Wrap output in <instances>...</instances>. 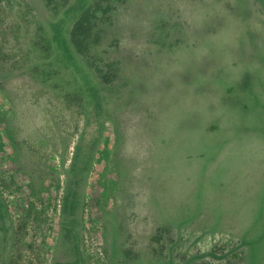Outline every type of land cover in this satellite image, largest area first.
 <instances>
[{
  "label": "rangeland",
  "instance_id": "1",
  "mask_svg": "<svg viewBox=\"0 0 264 264\" xmlns=\"http://www.w3.org/2000/svg\"><path fill=\"white\" fill-rule=\"evenodd\" d=\"M215 33L231 59L264 61V0H0V62L32 73L9 85L16 96L0 92V264L75 262L79 187L83 264H264V65L191 82L207 68L188 62L191 45ZM97 119L106 126L83 179L74 160ZM215 123L244 125L246 140L210 160L192 141ZM213 181L215 209L196 196L211 199ZM174 216L187 226L158 240Z\"/></svg>",
  "mask_w": 264,
  "mask_h": 264
},
{
  "label": "crops",
  "instance_id": "2",
  "mask_svg": "<svg viewBox=\"0 0 264 264\" xmlns=\"http://www.w3.org/2000/svg\"><path fill=\"white\" fill-rule=\"evenodd\" d=\"M239 19V17H237ZM251 31V30H250ZM219 34L215 33L213 35H211L207 41H206V46L205 48H201L200 49H196L194 48L193 44L191 45L192 47V53L190 54L191 56L188 57V62H193L196 60H199L200 58H202V60L199 62V65H202V67H207L206 69H203L202 67L199 66V68H202V70H198L197 71H193L192 79H190L191 82L197 81V83H200L201 81L205 82V79H203L205 77V73H207V69H211V68H230L232 69V67H236L238 64H240L242 61H245L246 63H249L250 66L255 64L254 66H257L256 64H258V66H263L264 65V61H260V63H257V61L254 59H246V54H243L241 56V58H236L235 59H231L232 57L230 56V54H226V53H230L232 52V48H231V40L229 39H223L220 40L219 39ZM221 47H223V50H221ZM223 55H225V57H223ZM252 60L255 62L253 63ZM187 66L189 65H181V68H187ZM27 74V75H26ZM31 72L29 71H23V70H17L14 68H5L3 67L2 63L0 62V92L6 97V98H10L13 96H16V93H12L11 88H9V85L12 83H17L21 86L23 85V81L21 80L22 77L24 76H31ZM185 74L186 71H185ZM196 87V86H195ZM200 88L197 87V90H199ZM196 93V92H195ZM196 96V95H195ZM198 96V94H197ZM105 126L106 123L104 122V120L101 119H97V120H93L90 121L87 128L85 129L86 132L85 134L87 135L88 133L91 134H95L98 137L101 136L105 130ZM197 125H193V127H195ZM244 126V125H242ZM241 125H237V124H226V123H215L214 125H198L197 128L199 132L201 133H205L207 132V135H205L204 137L202 136L201 138H203V141H200V137L198 138V136L195 135V138L197 137V139L192 141L193 144V148H196V153L197 155H203V156H208L210 160H212V158L216 155L217 151L221 148H225V147H234L235 145H237L239 142H241L242 140H246V138L241 135V132L245 131V128L242 127ZM258 130V128H255ZM187 129L184 128H178L175 131V134L173 136V140H171L169 145H160L159 146V150L161 151V149L167 148L166 146H172L174 143H176V139L179 137H182L183 133H185ZM251 131H257V130H252V128L250 129ZM180 135V136H179ZM206 142V144H205ZM180 143V142H177ZM184 145V144H183ZM197 145V146H196ZM207 146V151H205V147ZM180 151H181V157L184 159V146L180 145ZM154 162H156V157L154 158ZM160 163H162L159 160ZM228 175V174H227ZM118 178L117 180H119V175L117 174ZM226 176V175H225ZM222 180V179H221ZM219 180V181H221ZM224 180H231V178L229 176H226V178H224ZM216 181V180H214ZM213 181V191L211 194H209V197L211 199H207L204 201H200V198H205V195H196L199 198V203L203 202V206L206 207L207 203L208 205H212L213 204V208L215 209V206L217 203H215L216 199H215V182ZM220 184V182H218ZM225 184V182H224ZM226 185H229L228 183H226ZM225 185V186H226ZM167 191V190H166ZM153 197H158V194L155 192H152L151 195L149 196V199L151 201H155L153 200ZM161 198L163 200L168 199L169 195L168 193L164 192L161 194ZM148 199V200H149ZM200 206V205H199ZM199 208V207H198ZM212 208V209H213ZM159 212H165L167 210H171L170 208H168L167 206H159L158 209ZM200 210V209H199ZM205 210V209H204ZM198 211V210H197ZM194 212V210L192 211ZM200 212V211H198ZM167 215V214H165ZM194 217V216H193ZM167 218V216H166ZM192 218V217H191ZM185 220V219H184ZM192 221H195L196 219L193 218L191 219ZM165 226H172L173 228H175V230L179 231L181 228L187 226L185 225V221L181 220V222L178 220L177 217L174 216V218H171L169 221H167L166 224L164 225H160L159 227H165ZM81 245V243H80ZM71 250L76 251L77 255H81V258L83 259V255L81 252V249H78L75 245L73 247H71ZM77 261V258L75 259V262ZM73 262V263H75ZM81 262V261H80ZM71 263V264H73Z\"/></svg>",
  "mask_w": 264,
  "mask_h": 264
},
{
  "label": "trees",
  "instance_id": "3",
  "mask_svg": "<svg viewBox=\"0 0 264 264\" xmlns=\"http://www.w3.org/2000/svg\"><path fill=\"white\" fill-rule=\"evenodd\" d=\"M86 9L85 11H82L78 18L75 20L74 24H73V27L72 29L70 30L69 32V41L71 42L72 40V37L75 35V32L76 30H79L81 33V35H83L85 32L82 30V28L84 30H86L84 26V18L85 16L87 15L86 14ZM61 36L63 37V39H65V35H63V31L61 33ZM95 121V120H94ZM86 130L83 132V134L81 135V140H80V144L78 145V151H80L77 155V157H75V160H74V165L77 163L78 166H82L83 167V171H82V177L83 179H85L86 177V173L88 172L91 164H90V159L88 157H86L84 154L85 152L89 151V149L95 147L97 148L98 146V143L100 141V136L98 137L97 135L95 134H91V133H88L87 132V135L85 134ZM81 153V154H80ZM97 156V154H96ZM95 156V157H96ZM73 168V167H72ZM114 173H117L119 175V180H117V182H119V184L121 183V180H122V175L121 173L119 172V169L115 170ZM117 184V183H116ZM80 185V183H79ZM78 193L75 194V198L72 199L71 201V209L69 211V215H71L70 217H68V221L71 223L70 226H68L67 228L69 229L70 232H72L75 236V242H74V245L80 249L81 245H80V238H79V235L77 233H74V230L75 229V214L76 212H78L80 206H81V202L79 201V198L78 196L80 197L82 194V190H81V187L78 188ZM111 200H113L114 202V198H109L108 201L110 202ZM116 202V201H115ZM72 227V228H71ZM171 229H175L173 228L172 226H165V227H162V229L159 231V234L157 236L158 240L159 238H163L165 239V236L167 233V231L171 230ZM164 234V235H163ZM76 258H77V261L73 264H83L84 260L81 258V255H76ZM81 261V262H80Z\"/></svg>",
  "mask_w": 264,
  "mask_h": 264
}]
</instances>
